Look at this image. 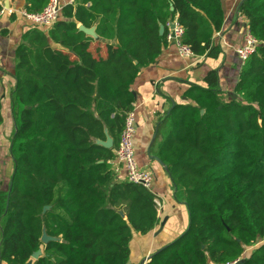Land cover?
<instances>
[{"label":"trees","instance_id":"obj_1","mask_svg":"<svg viewBox=\"0 0 264 264\" xmlns=\"http://www.w3.org/2000/svg\"><path fill=\"white\" fill-rule=\"evenodd\" d=\"M48 1L24 0L23 10L38 13ZM238 13L260 45L234 95L224 97L211 70L157 127L152 153L188 224L146 264L231 263L264 239V0H243ZM174 18L196 56H219L221 0H73L51 29L23 34L10 93L13 173L6 191L0 184V261L128 264L133 232L159 224L153 194L119 180L113 150L98 142L108 135L118 145L131 86L167 45ZM80 25L111 46L101 54ZM242 264H264V243Z\"/></svg>","mask_w":264,"mask_h":264},{"label":"crops","instance_id":"obj_2","mask_svg":"<svg viewBox=\"0 0 264 264\" xmlns=\"http://www.w3.org/2000/svg\"><path fill=\"white\" fill-rule=\"evenodd\" d=\"M64 5L73 0H61ZM243 0H221L224 20L222 28L213 36L214 44L221 52L216 59L197 56L195 59H183L177 54L175 46L163 47L155 62L139 71L131 86L134 100L131 108L136 114L137 130L133 138L135 161L139 168L149 169L154 175L153 193L161 203L159 224L146 235L133 232L129 243L128 264H146L152 255L180 236L188 224V215L184 205L173 199V188L167 171L153 158L152 148L160 120L166 116L174 105L186 104L184 93L190 85L205 86L204 77L211 70L217 71L219 88L224 97L233 96L238 82L242 63L235 54V48L243 45L248 31L245 17L239 15L238 9ZM0 5L12 10H23L24 0H0ZM33 26L18 14L0 19V105L2 124L0 125V184L1 189L9 188L13 173V160L9 152L10 140L14 127L11 116L10 93L14 87L15 50L22 42V36ZM47 31V30H46ZM45 31V32H46ZM100 42V48L106 41L91 37ZM101 50V54H103ZM107 138H110L107 135ZM111 148L115 150L111 138ZM112 169L119 180H124L125 171L114 159ZM262 242L246 247L240 261L259 247ZM0 264H6L0 261ZM33 264V262H31ZM213 264V263H209Z\"/></svg>","mask_w":264,"mask_h":264},{"label":"built area","instance_id":"obj_3","mask_svg":"<svg viewBox=\"0 0 264 264\" xmlns=\"http://www.w3.org/2000/svg\"><path fill=\"white\" fill-rule=\"evenodd\" d=\"M64 4L61 0H49L47 5L38 13H29L25 10H12L8 6L0 5V19L4 17H10L11 15L18 14L20 18L30 22L38 29H51L55 23L59 20L61 10ZM168 33L165 37L166 43L175 46L177 54L183 59H195L197 56L191 51V49L181 43V37L183 30L178 24L177 19L174 18L166 24ZM260 45L253 36L246 32L243 45L235 48V54L238 60L244 64L252 55L257 51ZM137 130L136 114L134 108L124 113L123 128L120 134L118 145L114 150L115 160L122 166L125 171L124 180L128 183L139 185L145 190L153 194V203L159 214L162 209V203L160 199L154 195V175L149 169L139 168L135 161V152L133 146V138ZM264 243V239L260 240ZM240 259L226 264H236Z\"/></svg>","mask_w":264,"mask_h":264},{"label":"water","instance_id":"obj_4","mask_svg":"<svg viewBox=\"0 0 264 264\" xmlns=\"http://www.w3.org/2000/svg\"><path fill=\"white\" fill-rule=\"evenodd\" d=\"M241 3H242V2H241ZM170 11H173V8H172V7L170 8ZM78 30L81 31V32H83V33H85V34H86L87 36H89V37H95V36H96V35H95V32H94V27H93V28H90V29H87V28L83 27L82 25H80V26H78ZM163 33H164V27H163V26H160V27H159V35L161 36V35H163ZM98 144L101 145V146H103V147H105V148H107V149H110L111 146H112V145H111V138H107L105 142H98ZM153 159H154L155 161H157L161 166H163L162 162H161L157 157H154ZM45 209H47V208H45ZM51 240H52V238H50V237H48V236H46V235H43V236L41 237V242L44 243V244H46L47 242H49V241H51ZM41 254H42V250H38L37 252H35V253L31 256L32 260H37L38 257H39ZM28 264H31V262L28 263ZM236 264H242V262L239 261V262H237Z\"/></svg>","mask_w":264,"mask_h":264},{"label":"rangeland","instance_id":"obj_5","mask_svg":"<svg viewBox=\"0 0 264 264\" xmlns=\"http://www.w3.org/2000/svg\"><path fill=\"white\" fill-rule=\"evenodd\" d=\"M111 44H112V43H107V42H105L104 45H103V49H101V50H103V52H104V50L107 49L108 46L110 47ZM151 152H153V149H152Z\"/></svg>","mask_w":264,"mask_h":264}]
</instances>
